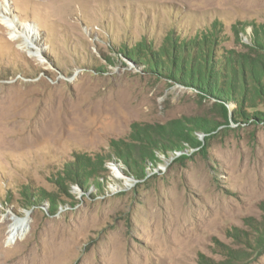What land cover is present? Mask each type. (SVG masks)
Wrapping results in <instances>:
<instances>
[{"label": "rangeland", "instance_id": "obj_1", "mask_svg": "<svg viewBox=\"0 0 264 264\" xmlns=\"http://www.w3.org/2000/svg\"><path fill=\"white\" fill-rule=\"evenodd\" d=\"M5 8L0 264H264V0Z\"/></svg>", "mask_w": 264, "mask_h": 264}, {"label": "bare ground", "instance_id": "obj_2", "mask_svg": "<svg viewBox=\"0 0 264 264\" xmlns=\"http://www.w3.org/2000/svg\"><path fill=\"white\" fill-rule=\"evenodd\" d=\"M8 11L7 8H5L3 11H1L0 14V24L3 25L4 27L8 28L10 30V32L12 33V40L13 41H18L22 38V36L24 35L26 37V39L28 40V42H24L25 48L27 49H33L32 45L30 41H32L34 38L32 33H30V31H20L18 30L14 24L11 23V21L8 19ZM10 22H9V21ZM23 34V35H22ZM24 38V37H23ZM26 225H27V220L26 218L21 219V220H15L12 225H11V232L17 234L18 232L24 231L26 229ZM25 260H21L19 262H16V264H26Z\"/></svg>", "mask_w": 264, "mask_h": 264}]
</instances>
